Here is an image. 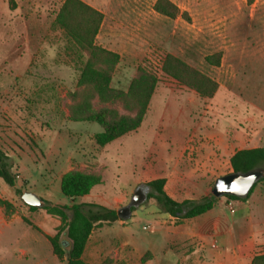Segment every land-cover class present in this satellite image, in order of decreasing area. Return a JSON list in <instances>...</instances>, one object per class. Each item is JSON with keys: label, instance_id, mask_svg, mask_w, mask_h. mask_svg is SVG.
<instances>
[{"label": "rangeland", "instance_id": "1", "mask_svg": "<svg viewBox=\"0 0 264 264\" xmlns=\"http://www.w3.org/2000/svg\"><path fill=\"white\" fill-rule=\"evenodd\" d=\"M84 1L105 15L96 43L120 54L112 87L127 90L139 66L159 82L140 127L99 145L101 125L70 116L86 55H76L54 22L63 0H0V147L16 174L14 186L0 177V201L6 202L0 203V264H69L47 238L57 232L59 217L43 208L45 201L30 209L25 191L54 203L118 210L139 188L142 199L131 216L97 223L83 258L90 264H190L205 252H195V241L185 237L188 219L178 222L163 212L147 183L166 177L170 195L199 198L212 193L217 177L233 172L236 150L264 147V0H171L180 9L173 18L154 9L157 0ZM168 53L217 82L214 95L167 75ZM111 106L123 112L120 104ZM73 169L96 171L102 183L71 199L61 191V178ZM255 188L264 190V182ZM218 209L231 213L224 202ZM61 243L67 251L66 231ZM254 252L245 264L264 246Z\"/></svg>", "mask_w": 264, "mask_h": 264}, {"label": "trees", "instance_id": "2", "mask_svg": "<svg viewBox=\"0 0 264 264\" xmlns=\"http://www.w3.org/2000/svg\"><path fill=\"white\" fill-rule=\"evenodd\" d=\"M154 9L168 17H176L179 7L171 0H157ZM104 13L84 0H63L55 16V24L77 47L76 55H86L80 66L77 81L78 90L72 93L70 116L75 121H95L102 130L95 134L99 145H106L116 138L136 130L147 113L159 77L144 66H139L127 90L111 85L113 73L120 61V54L96 43L97 34L104 21ZM162 70L203 96L212 97L218 88L217 82L192 67L183 59L168 53L163 61ZM103 104L95 109L94 101ZM120 104L123 112L114 106ZM233 171L248 172L255 168L264 169V147L241 148L230 157ZM0 177L10 186L16 182V174L8 155L0 147ZM166 177L148 181L152 187L149 197H154L163 212L170 214L178 222L191 219L212 209L218 197L212 193L199 198L176 200L165 189ZM264 182L261 177L245 197L226 194L233 199H244L251 195L256 185ZM102 183V176L96 171L70 170L61 178V191L71 199L89 194L94 186ZM43 208L59 217L60 223L54 235H47L53 252L58 257L67 256L69 264H90L83 254L89 238L97 223L119 219L116 209L99 206L86 208L85 203H54L44 200ZM5 204V201H0ZM95 205V204H94ZM30 209L38 206L29 205ZM66 231L70 246L66 251L61 243V235ZM250 264H264V253L255 255Z\"/></svg>", "mask_w": 264, "mask_h": 264}, {"label": "crops", "instance_id": "3", "mask_svg": "<svg viewBox=\"0 0 264 264\" xmlns=\"http://www.w3.org/2000/svg\"><path fill=\"white\" fill-rule=\"evenodd\" d=\"M171 196L179 201L186 199ZM222 202L231 213L219 211ZM186 224L185 237L195 241V252H205L203 258L195 255L190 264H245L255 249L264 246V190L255 188L249 197L228 203L222 197L212 209L188 219Z\"/></svg>", "mask_w": 264, "mask_h": 264}, {"label": "water", "instance_id": "4", "mask_svg": "<svg viewBox=\"0 0 264 264\" xmlns=\"http://www.w3.org/2000/svg\"><path fill=\"white\" fill-rule=\"evenodd\" d=\"M263 176V168H255L245 173L233 171L217 177L211 192L216 197L226 194L245 197L249 194L255 183ZM22 199L28 205L33 206H40L44 203L43 198L30 191H25L22 194ZM141 199V190L139 188L135 191L132 202L117 210L119 217L124 219L129 218L132 214L133 205H136Z\"/></svg>", "mask_w": 264, "mask_h": 264}]
</instances>
